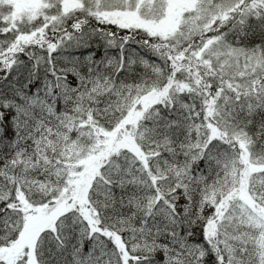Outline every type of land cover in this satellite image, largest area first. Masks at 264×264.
Segmentation results:
<instances>
[{"label":"snow or ice","instance_id":"6c2138e0","mask_svg":"<svg viewBox=\"0 0 264 264\" xmlns=\"http://www.w3.org/2000/svg\"><path fill=\"white\" fill-rule=\"evenodd\" d=\"M0 264H264V0H0Z\"/></svg>","mask_w":264,"mask_h":264}]
</instances>
